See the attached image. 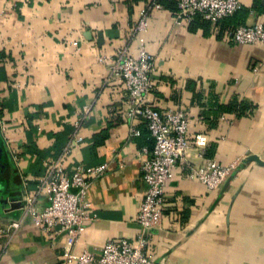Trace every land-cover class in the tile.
I'll list each match as a JSON object with an SVG mask.
<instances>
[{
  "label": "crops",
  "instance_id": "1",
  "mask_svg": "<svg viewBox=\"0 0 264 264\" xmlns=\"http://www.w3.org/2000/svg\"><path fill=\"white\" fill-rule=\"evenodd\" d=\"M151 2L0 0V132L7 150L0 228L23 216L31 196L45 207L36 191L45 161L60 157L78 133L83 140L68 171L78 164L108 169L103 177L90 176L87 200L96 219L75 254L100 255L107 241L121 237L137 245L144 234L153 264H264V45L227 38L232 27L264 24V0H240L242 9L229 21L206 27L179 23L171 9L150 12L142 34L155 65L149 97L160 111L184 110L190 142L203 134L209 143L204 149L192 144L178 162L162 221L144 231L137 216L153 140L141 120L130 118L124 84L99 58L124 48L138 54L133 28ZM234 100L252 110L221 111ZM208 159L236 165L214 191L190 178ZM66 240L65 233L26 219L0 236V264H62Z\"/></svg>",
  "mask_w": 264,
  "mask_h": 264
},
{
  "label": "built area",
  "instance_id": "2",
  "mask_svg": "<svg viewBox=\"0 0 264 264\" xmlns=\"http://www.w3.org/2000/svg\"><path fill=\"white\" fill-rule=\"evenodd\" d=\"M177 2L176 20L191 23L196 17L209 21L212 25L233 17L242 9L240 0H175ZM163 9L158 2L148 4L140 14L139 22L133 28L138 34L140 46L138 54L122 49L118 55L99 58V62L110 67L112 76L117 77L125 86L130 103L129 116L145 123L154 141L151 151L143 162V180L146 192L140 204L137 221L144 231L158 225L163 218L165 208L166 185L173 178L174 169L183 160L192 144L204 149L209 143L208 136L199 134L190 142L188 119L184 110H158L150 99L154 85V57L146 49L142 36L147 31L150 12ZM227 38L236 44H263L264 24L239 25L227 30ZM139 135L138 129H133ZM83 140L76 134L63 149L57 159L45 161L46 171L38 179L37 194L45 197L47 204L39 208L36 196L27 199L23 216L0 228V236L19 229L24 220L29 219L33 225L48 232L65 233L67 246L63 252L62 264H153L148 254V240L144 234L138 238L137 245L121 237L105 243L100 255L90 252L75 254L74 245L84 234L89 222L96 219L89 211L90 203L87 193L90 176L103 177L108 169L103 164L86 170L82 164L69 172L68 161L73 148ZM236 165L224 166L215 159L192 168L190 178L202 182L210 191L221 187L233 174ZM57 229V230H56ZM55 235V234H54Z\"/></svg>",
  "mask_w": 264,
  "mask_h": 264
},
{
  "label": "trees",
  "instance_id": "3",
  "mask_svg": "<svg viewBox=\"0 0 264 264\" xmlns=\"http://www.w3.org/2000/svg\"><path fill=\"white\" fill-rule=\"evenodd\" d=\"M153 1L160 3L163 6V8L171 9L175 12L177 11V2L175 0H152V2ZM229 19H231V18L225 19V21H229ZM191 23L195 24V26H203V27H206L207 25L211 24L209 21L203 20L199 16L196 17ZM229 25H231V22H229ZM235 27H237V26H235ZM232 28H234V27H232ZM251 110H252V105H250L248 103L238 102V101L234 100L231 103H229L227 106H225L224 108L222 107L221 111L234 112L238 115H243L246 112L251 111ZM146 129H147V127H146ZM146 131H147L146 133H150L148 129ZM153 146H154V141L152 142V144L150 146L151 150L153 149ZM5 148L6 147L4 145V150H5L6 155H7V150Z\"/></svg>",
  "mask_w": 264,
  "mask_h": 264
},
{
  "label": "water",
  "instance_id": "4",
  "mask_svg": "<svg viewBox=\"0 0 264 264\" xmlns=\"http://www.w3.org/2000/svg\"><path fill=\"white\" fill-rule=\"evenodd\" d=\"M5 158H6V152L4 150V146H3L2 138H1V132H0V167L2 166V161Z\"/></svg>",
  "mask_w": 264,
  "mask_h": 264
}]
</instances>
